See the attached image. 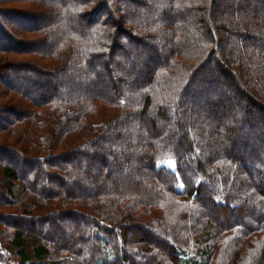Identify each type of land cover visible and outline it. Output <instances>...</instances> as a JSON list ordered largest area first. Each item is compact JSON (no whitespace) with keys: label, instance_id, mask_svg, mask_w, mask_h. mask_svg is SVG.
Instances as JSON below:
<instances>
[{"label":"trees","instance_id":"1","mask_svg":"<svg viewBox=\"0 0 264 264\" xmlns=\"http://www.w3.org/2000/svg\"><path fill=\"white\" fill-rule=\"evenodd\" d=\"M0 264H264V0H0Z\"/></svg>","mask_w":264,"mask_h":264},{"label":"rangeland","instance_id":"2","mask_svg":"<svg viewBox=\"0 0 264 264\" xmlns=\"http://www.w3.org/2000/svg\"><path fill=\"white\" fill-rule=\"evenodd\" d=\"M145 1H150V0H145ZM124 7H125L126 9H129L130 11H132V12H136V13H137V11H138V9H139V7L136 6V5H134V4H125ZM158 164H159L160 166L165 165V166H167V167H169V168H171V169H175V160H174L173 158H164V159H160V160L158 161ZM92 177H93V179H94V178H95V174H92Z\"/></svg>","mask_w":264,"mask_h":264},{"label":"snow or ice","instance_id":"3","mask_svg":"<svg viewBox=\"0 0 264 264\" xmlns=\"http://www.w3.org/2000/svg\"><path fill=\"white\" fill-rule=\"evenodd\" d=\"M159 166V165H158Z\"/></svg>","mask_w":264,"mask_h":264}]
</instances>
